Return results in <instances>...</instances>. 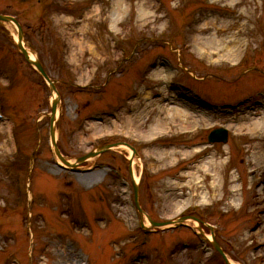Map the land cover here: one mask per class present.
I'll use <instances>...</instances> for the list:
<instances>
[{
	"label": "rangeland",
	"instance_id": "374dc122",
	"mask_svg": "<svg viewBox=\"0 0 264 264\" xmlns=\"http://www.w3.org/2000/svg\"><path fill=\"white\" fill-rule=\"evenodd\" d=\"M0 15L55 83L56 147L97 154L76 166L93 185L58 168L51 88L0 23V114L20 151L0 119V264H225L213 239L264 264V0H0ZM162 107L207 120L156 134ZM217 128L226 144L208 143Z\"/></svg>",
	"mask_w": 264,
	"mask_h": 264
},
{
	"label": "bare ground",
	"instance_id": "6f19581e",
	"mask_svg": "<svg viewBox=\"0 0 264 264\" xmlns=\"http://www.w3.org/2000/svg\"><path fill=\"white\" fill-rule=\"evenodd\" d=\"M201 41V40H199ZM238 41V40H237ZM240 42L238 41V46H237V52L240 48ZM232 52V50H231ZM30 57L31 60L34 61L36 60V56L33 55L32 53H30ZM158 73L156 74V76H159L161 73L165 72V71H157ZM165 78V77H164ZM161 92L163 94H165V90H161ZM55 94H53L54 97ZM183 98V97H182ZM185 101V100H184ZM184 101H182V103L185 106H188L190 108L189 105H186L184 103ZM174 106V105H173ZM183 107V106H182ZM183 108H176V107H171V108H166V107H162L157 115V117H161L159 118V120H161L160 122H157L153 125V127H155L156 129L152 130V132H155L156 134H159L160 131H158L159 129H161V132L163 130V127H172L173 125H175V127L178 129L177 131H184V130H192V129H199L198 125L199 123L202 122L205 123L207 119H205V117L207 115H203L201 114L200 119H196L193 115H191L187 110H182ZM255 114V113H254ZM146 114H139L136 116V120L134 121L135 124L133 125L132 123H130V129H135L138 125V122L140 123L141 121H147V119L145 118ZM159 123V126H158ZM145 123L141 122V125H144ZM134 127V128H133ZM160 127V128H159ZM245 130H247L248 132H256L259 129V125L256 123H250L249 125L245 126L244 128ZM264 127L262 126V129H259V131H263ZM197 131V130H196ZM264 137L263 133L261 132V138ZM60 165H63L62 162L58 161ZM204 173H209V172H204ZM209 175V174H208ZM203 176H207V174H203ZM83 177H85V179H92L94 176L93 175H84ZM91 181V182H90ZM89 184L93 185V182H95V180H90ZM138 180L135 179V182H137Z\"/></svg>",
	"mask_w": 264,
	"mask_h": 264
},
{
	"label": "water",
	"instance_id": "95a60500",
	"mask_svg": "<svg viewBox=\"0 0 264 264\" xmlns=\"http://www.w3.org/2000/svg\"><path fill=\"white\" fill-rule=\"evenodd\" d=\"M0 22H12V23H14L17 26V28L19 30V41H20L19 48L23 52V54L25 55L26 59L29 60L28 55L26 53V50L22 46V31H21V28H20L19 24L13 18H11V17H4V16H0ZM33 64L36 66V68L39 70V72L43 75V77L48 82H50L49 79H48V77H47V75H46V73L44 72L42 66L38 62H35ZM52 89H54V86L53 85H52ZM57 103H58V101H55L53 103V107H52L51 135H52L53 140H54L53 126H54V122H55V115H56ZM209 140H210V142H224V143H226L227 142V132L226 131H223V130H216V131H214L211 134ZM57 155L60 156L58 150H57ZM215 246L218 249V251L222 254V251L220 250V248L217 245H215Z\"/></svg>",
	"mask_w": 264,
	"mask_h": 264
}]
</instances>
